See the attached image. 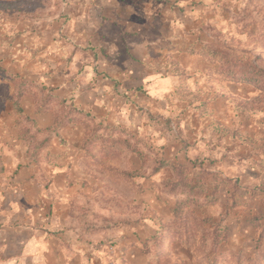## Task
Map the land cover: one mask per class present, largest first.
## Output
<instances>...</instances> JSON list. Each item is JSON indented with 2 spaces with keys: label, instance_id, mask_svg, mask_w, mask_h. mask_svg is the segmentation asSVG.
<instances>
[{
  "label": "rangeland",
  "instance_id": "obj_1",
  "mask_svg": "<svg viewBox=\"0 0 264 264\" xmlns=\"http://www.w3.org/2000/svg\"><path fill=\"white\" fill-rule=\"evenodd\" d=\"M202 47L264 69V0H0V264H264V87Z\"/></svg>",
  "mask_w": 264,
  "mask_h": 264
},
{
  "label": "trees",
  "instance_id": "obj_2",
  "mask_svg": "<svg viewBox=\"0 0 264 264\" xmlns=\"http://www.w3.org/2000/svg\"><path fill=\"white\" fill-rule=\"evenodd\" d=\"M199 51L203 55H211V59L213 60L217 59L219 61L220 72L224 75L264 87V69L256 66L254 63H239L235 58L222 55L215 49L207 47H202Z\"/></svg>",
  "mask_w": 264,
  "mask_h": 264
},
{
  "label": "crops",
  "instance_id": "obj_3",
  "mask_svg": "<svg viewBox=\"0 0 264 264\" xmlns=\"http://www.w3.org/2000/svg\"><path fill=\"white\" fill-rule=\"evenodd\" d=\"M90 1H93V0H90ZM83 2H85V3H87L88 2V0H83ZM86 10H87V7H85V12L83 13V19L80 21V22H78L79 24H76L75 22H73L72 23V25H74L75 27H73L72 29H71V33H74V34H79L80 33V30L83 32V33H85V34H89V32H87V30L88 29H90V32H91V30L92 29H99V27L97 26V22L95 23L94 22V20H95V18H94V20H93V23H89L88 22V19L89 18H91V17H89L88 15H87V12H86ZM81 14V13H80ZM75 18V17H74ZM92 19V18H91ZM89 23V24H88ZM75 28V29H74ZM100 31H101V35H108V34H115V33H113V32H111V28H110V26H104L103 27V29L100 27ZM116 35V34H115ZM118 37H119V35H117ZM116 36V37H117ZM112 39V38H111ZM111 39L109 38V39H107V40H109V41H111ZM120 40V39H119ZM121 41V40H120ZM127 41H128V45H130V47H131V49H133V51H136L137 52V50L138 51H140L141 49H142V45H143V40H141V38L140 37H138V36H135V37H132V38H129V39H127ZM106 44H108V43H106ZM110 44V43H109ZM107 65L110 67V68H113L112 70H114V68L116 67V65L113 63V61H108V63H107ZM117 71V70H116ZM113 73H116V72H113ZM116 75V74H115ZM105 93H107V91H105ZM108 95V94H107ZM104 98H107V96L106 97H104Z\"/></svg>",
  "mask_w": 264,
  "mask_h": 264
}]
</instances>
